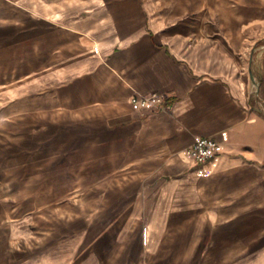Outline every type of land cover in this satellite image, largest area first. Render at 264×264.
<instances>
[{
    "label": "crops",
    "instance_id": "0c3cea01",
    "mask_svg": "<svg viewBox=\"0 0 264 264\" xmlns=\"http://www.w3.org/2000/svg\"><path fill=\"white\" fill-rule=\"evenodd\" d=\"M262 6L0 0V245L14 264H264ZM156 90L163 107H132ZM199 137L224 139L214 161L185 153Z\"/></svg>",
    "mask_w": 264,
    "mask_h": 264
},
{
    "label": "built area",
    "instance_id": "2783aa9c",
    "mask_svg": "<svg viewBox=\"0 0 264 264\" xmlns=\"http://www.w3.org/2000/svg\"><path fill=\"white\" fill-rule=\"evenodd\" d=\"M166 98L160 90L152 91L145 95H133L130 103L134 109H141L150 105L163 107ZM223 140L213 137H199L185 149V153L198 163H210L219 155Z\"/></svg>",
    "mask_w": 264,
    "mask_h": 264
},
{
    "label": "rangeland",
    "instance_id": "374dc122",
    "mask_svg": "<svg viewBox=\"0 0 264 264\" xmlns=\"http://www.w3.org/2000/svg\"><path fill=\"white\" fill-rule=\"evenodd\" d=\"M260 8L262 10V8L264 9V6H262ZM261 37H263L262 34H261ZM3 42L6 43V39L5 40L4 39H0V45H2ZM15 42H17V40ZM263 42L264 41L261 38L259 43L262 45ZM9 43L11 44V42H9ZM23 44L26 47V42L23 43ZM12 56H13V54L11 52L8 53V54H5L4 55V62H8V65H11ZM20 56H21L22 60L26 59V57H27L26 52L20 53ZM0 63H1V55H0ZM2 72H4L6 74V73H10L11 71L10 70L2 71L0 69V74ZM53 168L54 169H58L59 167H53ZM71 199L72 198L69 197V198L64 199V201L68 204V203H70V201H72ZM135 236L139 237V235H137V234ZM146 238H147V236L144 235V239L145 240H146ZM199 248L202 249V246L199 247ZM16 249H17V247H14V246H3V245H0V264H14V262H15L14 258L15 257H13V256H14V254H16ZM195 253H197V254L199 253L198 247H196ZM141 264H171V263L170 262H152V261H146L145 262V261H143ZM179 264H203V263H200V260L196 259L195 261L190 262V263L189 262L188 263L187 262L186 263L180 262ZM211 264H225V263L217 262V263H211ZM229 264H232V263H229Z\"/></svg>",
    "mask_w": 264,
    "mask_h": 264
}]
</instances>
